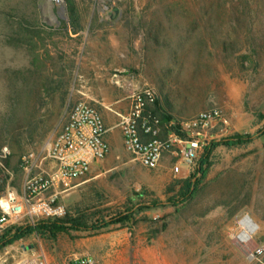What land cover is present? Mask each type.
Instances as JSON below:
<instances>
[{
	"label": "rangeland",
	"instance_id": "obj_1",
	"mask_svg": "<svg viewBox=\"0 0 264 264\" xmlns=\"http://www.w3.org/2000/svg\"><path fill=\"white\" fill-rule=\"evenodd\" d=\"M58 1L0 0V198L22 194L26 160L38 158L76 102L94 104L88 89L110 94L139 80L153 87L147 116L176 121L170 130L159 124L165 138L215 108L223 119L206 140L253 138L216 147L204 176L197 165L150 170L113 144L60 198L62 214L17 226L67 215L97 224L128 207L134 214L99 230L44 229L0 249V264H264V9L244 16L216 0ZM189 177L198 180L193 196L166 204ZM133 194L141 197L130 202ZM246 218L257 226L249 242L238 238Z\"/></svg>",
	"mask_w": 264,
	"mask_h": 264
},
{
	"label": "built area",
	"instance_id": "obj_2",
	"mask_svg": "<svg viewBox=\"0 0 264 264\" xmlns=\"http://www.w3.org/2000/svg\"><path fill=\"white\" fill-rule=\"evenodd\" d=\"M155 98L149 88L134 93L132 107L120 122L125 149L150 170H157L164 161L175 173L180 172V164L194 167L203 153L205 141L201 134L209 131L214 122L221 121L223 112L218 108L203 111L180 123L182 133L162 139L158 120L145 114L147 105ZM106 133L100 111L87 101L76 102L61 131L38 158L33 161L31 154L32 161L26 160L27 177L22 194L7 190L1 195L0 234L39 213L62 214L60 198L84 183L92 164L110 154Z\"/></svg>",
	"mask_w": 264,
	"mask_h": 264
},
{
	"label": "trees",
	"instance_id": "obj_3",
	"mask_svg": "<svg viewBox=\"0 0 264 264\" xmlns=\"http://www.w3.org/2000/svg\"><path fill=\"white\" fill-rule=\"evenodd\" d=\"M237 2L236 4H233ZM217 9H223L226 4H232L230 9L237 12L238 14L249 16L254 14L258 9H264V0H216ZM174 122V118L168 114H162L161 124L169 125ZM160 124V121H159ZM179 129V126H177ZM173 129V128H172ZM175 129V126H174ZM261 135H264V129L260 131ZM253 136L250 134L241 135L235 134L230 137L221 139L220 141L216 140H206L203 145V153L200 158L197 160L196 174L204 176L207 173V169L210 165V155L212 151L219 145H224L226 147H237L242 146L246 143H249L252 140ZM181 186L176 197L170 198L166 201V204L176 206L178 204L184 203L186 200L191 198L197 190L198 180L196 182L192 181V178H186L181 181ZM141 197L139 194H133L130 198V202L136 197ZM160 202H153L150 206L138 207V209H144L149 207H157ZM135 210L133 207H128L125 212H120L119 214L109 218L101 220L97 224H89L86 220L76 218L74 216H65L57 220H47L39 221L34 224H25V225H13L7 228L2 234H0V249L13 244L14 242L21 240L28 235L34 233H40L42 230L49 228L54 231L56 229H73V230H99L107 228L110 225L122 223L123 221L129 219Z\"/></svg>",
	"mask_w": 264,
	"mask_h": 264
},
{
	"label": "crops",
	"instance_id": "obj_4",
	"mask_svg": "<svg viewBox=\"0 0 264 264\" xmlns=\"http://www.w3.org/2000/svg\"><path fill=\"white\" fill-rule=\"evenodd\" d=\"M115 53L118 54V51H116ZM128 78L121 77L120 81L125 83L128 80ZM111 82L114 83L112 80H111ZM146 86H148V84H146L145 82L143 83L140 80L138 82H135V83H131V84L128 83V85L125 83L122 85L121 89L112 85L111 86L112 90H111L110 94L100 93L99 95L97 94L96 96H94L91 89L85 90V92L87 93L86 97L89 99V101H92L94 103L93 105H95V107L100 111V113L105 114V115H103V120H104L105 127L107 126V129H108L107 130L108 137L106 138L107 135H105V139L110 146V153H111V145L123 144V139H121L122 134H121V131L119 129V124L121 122L122 116L127 114L128 111H130V109L132 107V103H133L132 97H133L134 93L140 92V91H143L144 89L149 88L154 92V94L156 96L155 99L157 100V94H156L155 89L151 86H148L147 88H145ZM99 90H100V88H99ZM156 100L152 104L149 103L150 105L147 106L146 111H145L146 115H148L147 111H148L149 107L154 105ZM158 112L160 113L161 110H158ZM157 120H159V118ZM159 121H160L161 128L162 127L166 128V129L168 128V130H170L169 128H173L174 124L176 123V121L174 120V122L173 123L171 122L169 125H163V124H161V120H159ZM179 124L180 123H178V126H179ZM212 131H213V126H211L210 130L207 131L205 134H201V138L203 140H206V138L212 133ZM175 134L176 133H174V132L167 131V137H171ZM160 137L162 139H164L166 137V136L162 137L161 129H160ZM103 161L96 162V163L92 164L91 169L93 168L94 165L102 163ZM164 164H168V163L165 161L162 162L160 164L159 168L161 167V165H164Z\"/></svg>",
	"mask_w": 264,
	"mask_h": 264
},
{
	"label": "bare ground",
	"instance_id": "obj_5",
	"mask_svg": "<svg viewBox=\"0 0 264 264\" xmlns=\"http://www.w3.org/2000/svg\"><path fill=\"white\" fill-rule=\"evenodd\" d=\"M242 224L245 226V230L239 234V239L243 242H249L252 238V235L255 233L257 226L255 224L251 225L249 218H246L242 221ZM251 225V226H250Z\"/></svg>",
	"mask_w": 264,
	"mask_h": 264
}]
</instances>
